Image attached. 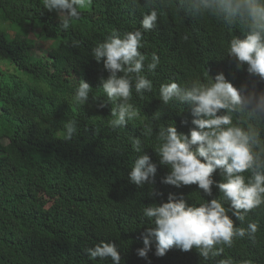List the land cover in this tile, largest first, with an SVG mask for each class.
<instances>
[{
    "label": "trees",
    "instance_id": "16d2710c",
    "mask_svg": "<svg viewBox=\"0 0 264 264\" xmlns=\"http://www.w3.org/2000/svg\"><path fill=\"white\" fill-rule=\"evenodd\" d=\"M154 7L156 27L143 32L139 49L148 58L146 64L153 52L160 58L154 73H144L153 88L143 97L133 89L131 103L139 116L113 130L108 120L115 104L107 102L101 84L108 73L92 50L113 32L143 31V15L152 9L144 0H91L80 9V18L62 30L58 15L44 9L43 0H0L1 21L17 33L11 39L0 30V264H112L110 259L91 261L84 252L101 241L116 245L122 264H219L222 259L264 264V204L244 221L232 217L236 227L247 230L255 223L258 229L254 237L234 239L220 256L205 260L195 248L184 252L173 247L157 257L155 243L147 259L137 255L144 247L143 234L154 226L143 215L145 207L167 202L170 195L190 206L217 198L230 207L216 187L208 197L197 185L176 188L162 182L170 169L160 165L154 151L158 131L175 125L187 135L192 117L186 105H163L160 86L176 82L187 87L197 79L206 84L209 76L223 73L237 89L264 94V80L249 74L247 65L237 68L227 56L231 39L243 38L239 27L229 28L214 17L189 16L177 0L164 5L157 0ZM33 30L39 40L55 42L44 58L27 52L25 39ZM81 80L92 88L86 105L72 99ZM71 119L79 130L72 141H65L64 123ZM242 119L233 114L234 123ZM146 123L153 127L151 137L142 135ZM134 137L157 165L154 181L143 187L128 179L140 155L133 151ZM213 179L223 182L219 170Z\"/></svg>",
    "mask_w": 264,
    "mask_h": 264
},
{
    "label": "clouds",
    "instance_id": "9594fccd",
    "mask_svg": "<svg viewBox=\"0 0 264 264\" xmlns=\"http://www.w3.org/2000/svg\"><path fill=\"white\" fill-rule=\"evenodd\" d=\"M156 2L144 0L145 6L152 10L143 15V31L113 32L92 50V57L102 63L108 73L106 79H101V84L107 102L115 104L108 120L113 130L126 127L139 116L138 109L131 103L133 89L140 97L152 91L153 84L144 73H154L160 58L153 52L146 64L148 58L139 49L143 48V32L156 27ZM159 2L164 5L169 0ZM135 3L137 0H133ZM177 3L189 16L214 17L229 28L239 27L243 38L235 36L231 39L227 56L236 62L237 68L247 65L249 74L264 80V0H177ZM90 4L91 0H43L44 9L58 15L62 30L69 29L80 18V9ZM73 44L76 46L77 42ZM209 77L210 82L206 84L197 79L187 87L176 82L160 86L163 105L177 102L191 109L192 127L187 135L178 133L175 125L160 128L156 137L159 143L154 151L160 158V165L170 169L163 183L176 188L197 185L208 197L213 196V187H216L230 202V207L226 208L217 198L190 206L183 198L172 195L167 202L145 207L143 215L154 226L148 227L143 234L144 247L137 250L140 258L147 259L155 243L157 257L165 256L173 247L184 252L195 248L203 259L208 260L220 256L225 246L231 248L234 239L246 234L254 237L258 229L255 223H250L247 230L236 227L232 217L244 221L248 212L264 204V136L261 127L264 126V94L258 96L247 92L246 88L237 89L223 73ZM91 90V86L81 80L72 97L73 102L88 104ZM233 114L243 119L234 123ZM245 120L247 123L241 126ZM78 130V122L68 120L64 123L63 140L72 141ZM142 135H153L151 124H144ZM132 148L140 155L135 159L128 179L143 187L154 181L157 165L145 153L139 137L132 138ZM217 170L223 182L217 183L213 179ZM246 172L250 173L247 180ZM150 195H156L154 189L150 190ZM84 252L91 261L110 259L112 264H122L114 243L101 241L94 247L85 248ZM219 264H232V261L222 259Z\"/></svg>",
    "mask_w": 264,
    "mask_h": 264
},
{
    "label": "rangeland",
    "instance_id": "374dc122",
    "mask_svg": "<svg viewBox=\"0 0 264 264\" xmlns=\"http://www.w3.org/2000/svg\"><path fill=\"white\" fill-rule=\"evenodd\" d=\"M11 26L3 23L0 19V30L5 32L11 39L15 38L17 35L16 32L12 31ZM25 32H27V29H25ZM21 35V38H25L24 34ZM26 43L29 45V50L27 51L29 54L34 56V54L38 57L44 58L46 56V53L50 50L51 46L53 47L55 42L54 41H48L45 39L39 40V38L36 36V32L33 30V32H29V34L26 37ZM34 52V53H33ZM3 69L5 70H11L9 66L3 65Z\"/></svg>",
    "mask_w": 264,
    "mask_h": 264
}]
</instances>
